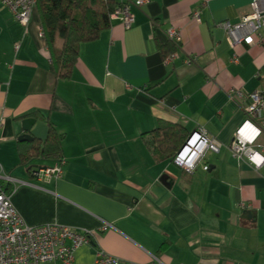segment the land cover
<instances>
[{
  "label": "crops",
  "instance_id": "crops-1",
  "mask_svg": "<svg viewBox=\"0 0 264 264\" xmlns=\"http://www.w3.org/2000/svg\"><path fill=\"white\" fill-rule=\"evenodd\" d=\"M252 1L150 0L133 8L131 29L112 21L82 44L68 80L55 74L37 9L26 29L0 1V168L29 185L0 183L29 226L96 234L72 264H95L100 252L129 264H264V172L231 152L248 96L264 91V42L233 48L222 27ZM169 41L177 51L164 58L159 43ZM29 118L35 140H47L49 124L62 138L58 181L35 175L52 161L21 164ZM161 123L203 129L221 150L188 173L147 146Z\"/></svg>",
  "mask_w": 264,
  "mask_h": 264
},
{
  "label": "built area",
  "instance_id": "built-area-1",
  "mask_svg": "<svg viewBox=\"0 0 264 264\" xmlns=\"http://www.w3.org/2000/svg\"><path fill=\"white\" fill-rule=\"evenodd\" d=\"M7 7L14 20L28 28L37 0H0ZM150 0H121V5L111 15L112 21H121L129 30L135 23L133 8H142ZM199 18V15H195ZM226 30L233 48L240 45H263L264 42V0H253L251 13L238 24L226 22L222 24ZM41 36L43 31L41 30ZM44 37V36H43ZM167 37L178 42L175 30L167 32ZM175 56L167 59L170 62ZM189 60L188 63H192ZM237 62V59H235ZM250 105L246 108L247 119L260 134L253 143H248L242 135V126L237 130L231 145V152L238 161L247 163L257 172H264V163L257 167L251 163L250 157L256 153L264 156V148L258 143L263 135L264 91H258L248 96ZM244 125V123L242 124ZM222 144L211 138L203 129L195 132L175 159V164L188 173H192L206 158L208 153L219 154ZM64 162L56 163L51 168L40 169L35 175L43 183L58 181L63 175ZM208 172L210 167L203 166ZM0 182H6L15 189L25 182L7 176L0 168ZM15 191V190H14ZM113 229L111 224H105L103 232ZM97 239L94 232L80 231L58 224L29 226L15 208L12 197L4 191L0 183V264H49L62 262L72 264L75 252L84 245L91 244ZM157 262H159L157 260ZM95 264H129L118 258L100 252Z\"/></svg>",
  "mask_w": 264,
  "mask_h": 264
},
{
  "label": "trees",
  "instance_id": "trees-1",
  "mask_svg": "<svg viewBox=\"0 0 264 264\" xmlns=\"http://www.w3.org/2000/svg\"><path fill=\"white\" fill-rule=\"evenodd\" d=\"M120 5L118 0H37L43 36L59 79L71 78L80 46L98 40L101 33L111 27V15ZM159 49L164 58L177 51L170 41L159 43ZM49 127L45 142L33 138L29 149L20 150L21 164L28 165L38 158L54 163L63 161L62 138L51 124ZM190 137L177 126L161 123L145 136V142L157 159L175 162Z\"/></svg>",
  "mask_w": 264,
  "mask_h": 264
},
{
  "label": "clouds",
  "instance_id": "clouds-1",
  "mask_svg": "<svg viewBox=\"0 0 264 264\" xmlns=\"http://www.w3.org/2000/svg\"><path fill=\"white\" fill-rule=\"evenodd\" d=\"M259 134V130L254 129L250 121H245L244 125H242V135L248 143H253L255 138L259 136ZM250 161L257 167H260V165L264 163V156L256 153L254 156L250 157Z\"/></svg>",
  "mask_w": 264,
  "mask_h": 264
},
{
  "label": "water",
  "instance_id": "water-1",
  "mask_svg": "<svg viewBox=\"0 0 264 264\" xmlns=\"http://www.w3.org/2000/svg\"><path fill=\"white\" fill-rule=\"evenodd\" d=\"M35 123H36V120L32 118L26 119L22 122V130L25 134L19 137L20 142L26 143V142L33 141L32 136L29 135L28 133L31 131Z\"/></svg>",
  "mask_w": 264,
  "mask_h": 264
}]
</instances>
